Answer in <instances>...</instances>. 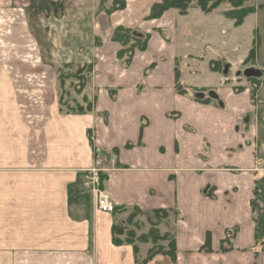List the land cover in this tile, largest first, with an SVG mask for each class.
<instances>
[{"label": "crops", "instance_id": "obj_1", "mask_svg": "<svg viewBox=\"0 0 264 264\" xmlns=\"http://www.w3.org/2000/svg\"><path fill=\"white\" fill-rule=\"evenodd\" d=\"M48 1L53 13L63 4L48 36L76 37L91 63L92 109H60L57 64L20 60L39 39L21 0H0V264H136L134 245L112 231L133 208L178 212L172 264H264V100L221 77L231 63L214 46L232 49L230 27L245 21L220 6L149 18L160 0H125L110 14L95 0ZM119 26L150 34L127 64L112 38ZM181 32L191 39L183 52ZM186 59L191 78L203 68L211 83L183 78ZM93 176L113 212L98 208Z\"/></svg>", "mask_w": 264, "mask_h": 264}, {"label": "rangeland", "instance_id": "obj_2", "mask_svg": "<svg viewBox=\"0 0 264 264\" xmlns=\"http://www.w3.org/2000/svg\"><path fill=\"white\" fill-rule=\"evenodd\" d=\"M105 1L106 0H95V7L98 8L102 6V8H105L109 6V4H105ZM110 1L111 0H107L106 2L110 3ZM21 3L22 7H24L25 11L27 12V15H29L31 19V29L38 36L39 40H37V42L39 46L34 52L33 50L30 51L27 49L28 52L22 53L20 60L37 59L39 61L42 60L56 63L57 67L55 71L57 73L58 79L57 88L60 97V109L67 113H78L76 112L78 108H83L84 112L87 111V107L90 103H92L93 100L92 93L90 91L85 93L86 90H84V88L87 86V81L83 78L87 75L88 71L83 70L82 72L77 73L82 65L88 64V61H83V45L77 42L75 39L76 37H69V39L62 38L63 34L61 33V30L54 37L48 36L49 28H51V25L48 24L49 22L53 21L54 17L52 14L54 15L55 13H53V5L48 0H21ZM244 4L247 6H254L256 11L252 14L250 13V15L245 18V23L242 26L238 28L230 27L231 42L234 41L232 44V49L230 44H227L223 40L222 42L217 40V42H214V46H216L215 48L219 51V54L224 55L231 63L227 69V74L225 76L221 74V77H227L228 79H226V82L235 84L234 87L237 90H242L244 87H249L254 92L255 96L256 94L262 93V95H259L258 99H260L262 96L264 100L263 75L247 76L244 74V71L247 68L262 69L264 71V0H247ZM231 8L232 6L225 2L224 4L220 5V7L216 10V13L224 14ZM50 16L51 18H49ZM183 17L185 23H187L186 21H190V16ZM57 27L61 29L62 26L57 25ZM73 30L74 28H71V31ZM181 34L182 36H178L177 40L178 47H182L183 50L181 49L180 51L183 52L186 44L188 48V44L191 39L188 37L189 34L187 36H184L183 32H181ZM193 40V45L195 44V48L198 47L196 50L199 51L200 48L197 46V44H199L198 38H192V41ZM243 57L246 58L243 59ZM88 60H91V58H88ZM186 61L188 62V67L186 69L185 67L182 69L183 78L186 76L185 79H189V81H192V79H197L199 82L205 81L203 83H211V79L204 78V76L201 75V73H205V71L201 72L203 68L197 67L200 75H197L196 77L192 76L191 78V76L188 74L192 72L191 65L195 60L186 59ZM182 63L184 64V62ZM200 65L202 66V64ZM223 70L224 69L221 66L219 71L222 73ZM83 80L86 81L84 86L81 85ZM204 90H206L208 94L210 91H215L214 89L208 88H205ZM118 213V219L128 221V229L126 232L134 233V235L131 236V238H133L132 243L127 241L128 238L125 234L120 235L119 238L122 239V243L128 242L136 245L138 248V254L140 255H144L145 252L147 254L150 253L152 250L150 248H153V251L156 253H153L150 260L158 255L163 256L162 261L158 262V264H172L175 262V259H171L170 256H166L165 253H163V250H167L169 248L168 244L171 240L170 238L172 237H169L167 240L161 239L159 237L166 232L170 233L171 236H174L173 227L175 223V214L173 212H170L167 217L151 214L152 220L157 223L155 227H152L151 221L147 220L143 215H136L132 218V220H129L131 213H126L123 210L119 211ZM151 230H155L154 235L156 234L157 237L149 235L146 241H141L140 235H147ZM146 249L147 251H144ZM135 255H137V253H135ZM136 264H139L137 263V260Z\"/></svg>", "mask_w": 264, "mask_h": 264}, {"label": "trees", "instance_id": "obj_3", "mask_svg": "<svg viewBox=\"0 0 264 264\" xmlns=\"http://www.w3.org/2000/svg\"><path fill=\"white\" fill-rule=\"evenodd\" d=\"M245 1L247 0H160L158 2H155L150 9L149 18H158L160 17L166 10L168 9H176L180 14L185 15L188 13L190 8H200L203 12H211L215 8L219 7L220 5L224 4L225 2L229 3L232 8L227 10L225 12V16L229 19L234 20L235 25H241L245 18L255 11L254 6H247L245 5ZM51 4H55V2H50ZM125 0H112V3L110 6L102 8L101 10L106 12L107 14H110L111 12L115 10H119L125 7ZM102 7V6H101ZM59 8V9H58ZM55 13L56 15L60 16L63 12V4L59 2L57 5H55ZM113 40L120 42L123 45V48L119 51V57L123 59V62L126 64L129 63L132 59L133 53L135 49H141L144 50L147 47L150 34L149 33H142L138 29L134 28H125L122 26H119L115 29L114 34L112 36ZM221 62L219 60H212L211 61V68L214 70H220L221 69ZM88 67V68H87ZM83 70H87V75L83 78L86 79V81H89L90 74L92 71L91 63L84 64L81 66V68L77 71V73L82 72ZM178 74V72H177ZM83 80L82 86H84L85 82ZM182 93H185V90H180ZM210 98V96L208 97ZM92 109V103L89 104L86 110ZM78 113L84 112L83 108H78L76 111ZM99 151L96 150V154L98 155ZM102 152V150H101ZM103 179V175H101V181ZM170 212H175L173 209H153V210H141L140 208H133L131 215L129 217V220H132V218L136 215H143L146 217L147 220L151 221L152 227H155L157 224L154 220L151 218V214L155 215H161L164 217H167ZM176 216L178 215V212L174 213ZM128 227V221L123 219H118L112 228L113 231V241L117 244L122 243V239L119 238L120 235L125 234L127 236L128 242H133V238H131L134 233H128L127 228ZM155 229V228H153ZM155 230H151L149 234H141L140 240L146 241L147 237L149 235H152L154 237H157L155 234ZM161 239L167 240L170 238V242L168 244L169 248L167 250H163V253H165L166 256H170L171 259H175L176 256V241L175 236H171L170 233L166 232L163 235L159 236ZM150 253L147 254V256L140 260L138 257V248L136 245H134L135 253H137V263L139 264H145L148 262L151 258L153 253L156 252L153 251V248ZM150 251V250H149Z\"/></svg>", "mask_w": 264, "mask_h": 264}, {"label": "built area", "instance_id": "obj_4", "mask_svg": "<svg viewBox=\"0 0 264 264\" xmlns=\"http://www.w3.org/2000/svg\"><path fill=\"white\" fill-rule=\"evenodd\" d=\"M93 191L97 194V205L102 212H113L114 204L111 202L109 195L100 187V179L93 176Z\"/></svg>", "mask_w": 264, "mask_h": 264}, {"label": "water", "instance_id": "obj_5", "mask_svg": "<svg viewBox=\"0 0 264 264\" xmlns=\"http://www.w3.org/2000/svg\"><path fill=\"white\" fill-rule=\"evenodd\" d=\"M244 74L249 76V75H258L260 76L262 74V72L260 70H257V69H254V68H247L245 71H244ZM205 94L204 93H197V96L199 97H202L204 96ZM209 96L214 98V99H218V94L215 92V91H210L209 92Z\"/></svg>", "mask_w": 264, "mask_h": 264}]
</instances>
